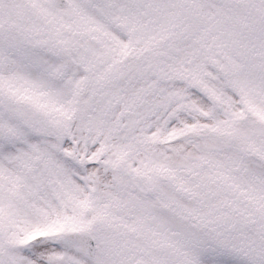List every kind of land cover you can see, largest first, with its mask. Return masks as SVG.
I'll return each mask as SVG.
<instances>
[{
  "label": "snow or ice",
  "instance_id": "1",
  "mask_svg": "<svg viewBox=\"0 0 264 264\" xmlns=\"http://www.w3.org/2000/svg\"><path fill=\"white\" fill-rule=\"evenodd\" d=\"M0 264H264V0H0Z\"/></svg>",
  "mask_w": 264,
  "mask_h": 264
}]
</instances>
